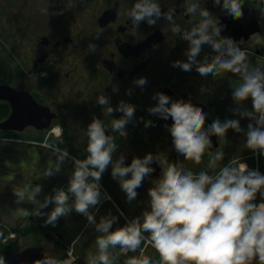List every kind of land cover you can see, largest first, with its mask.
Masks as SVG:
<instances>
[{
    "label": "flooded vegetation",
    "instance_id": "af4514ba",
    "mask_svg": "<svg viewBox=\"0 0 264 264\" xmlns=\"http://www.w3.org/2000/svg\"><path fill=\"white\" fill-rule=\"evenodd\" d=\"M133 3L134 0H0V29L10 31V50L15 58L10 71L1 72L0 86L27 93L38 107L54 114L45 129L29 126L22 134L41 142L42 149L52 160L58 156L57 149L69 152L60 170L46 176L45 196L53 194L55 188L67 187L74 168L72 158L86 156L87 127L94 117L103 120L106 131L114 135L118 145L114 160L123 154L125 163H130L133 157L151 153L172 166L182 165L199 171L207 166L212 152L221 150L226 154L221 165L243 160L249 168L264 173V154L247 148L244 132L232 129L226 138L211 137L213 148L206 150L201 164L176 155L171 137L174 124L148 111L157 103L155 93L164 92L177 105L207 113L205 127L216 118H239L245 132L248 124L256 121L240 117L239 111L252 110V99L249 97L242 104L234 100L233 87L242 82L237 73L221 70L208 81L202 80L196 72L190 77L185 75L173 62L188 60L189 42L171 32L170 22L164 16L159 17L156 24L144 20L134 25L128 16ZM203 6L221 25L223 35L218 42L240 47L253 65L264 68V0H245L244 16L235 21L225 16L224 6L216 5L214 0H203ZM186 7L187 0H161L162 11L171 12L174 22L185 31L200 22L198 14L185 13ZM216 59L206 50L200 61L201 68L213 65ZM141 76L147 78L143 86L135 83ZM103 94L109 97L113 107L121 100L136 106L133 119L125 127L126 136H120L118 130L111 128L112 120L123 113L109 114L107 106L97 103V96ZM12 103L0 99V106L9 110L1 121L11 115ZM14 103L18 104V100ZM31 107H34L32 103L28 108ZM145 120H152L153 124L145 127ZM5 175L0 173V206L14 207L13 202L19 198ZM154 176L148 182L146 178L142 190L138 189V201L131 203L119 181L111 175L109 165L100 183L102 193L106 191L111 199L102 198V203L96 206L98 211L92 209L97 220L111 212L119 217L113 228L125 226L129 220L142 221L150 213L149 197L162 179L159 169ZM30 194L20 202L27 205L31 201ZM260 199L258 194L257 202ZM53 206L49 204L42 211L48 212ZM39 217L42 223L39 234L0 231V255L5 256L7 264H37L38 259L48 255L57 257L62 264H87L89 253L97 251L95 241L100 233L83 214L73 210L61 216L55 225L45 223L46 216ZM19 236L34 241L23 245L19 243ZM110 251L117 257L116 264H142L143 259H159V254L151 247L138 256L120 253L119 246Z\"/></svg>",
    "mask_w": 264,
    "mask_h": 264
},
{
    "label": "clouds",
    "instance_id": "9594fccd",
    "mask_svg": "<svg viewBox=\"0 0 264 264\" xmlns=\"http://www.w3.org/2000/svg\"><path fill=\"white\" fill-rule=\"evenodd\" d=\"M214 3L224 6V15L231 21L244 16L245 0H214ZM185 13L200 17V22L187 31L174 22L171 12L162 11L161 0H134L128 16L134 25L144 20L156 24L161 16L170 22L171 32L190 45L188 60L173 62L185 75L190 77L196 72L208 81L221 70L239 74L242 82L233 87L232 96L240 104L251 97L253 105L252 110L239 111V116L254 118L256 122L249 123L246 132L239 118H216L205 127L207 113L177 105L164 92L154 94L157 103L148 111L174 124L171 137L176 155L182 160L201 164L206 150L213 148L211 137L226 138L229 129L244 132L247 148L264 154V68L253 65L240 47L218 42L223 35L221 25L203 6V0H187ZM206 50L217 59L213 65L201 68L200 61ZM135 83L143 86L147 78L141 76ZM97 103L107 106L109 114L123 113L112 120L111 128L126 136L125 127L133 119L136 106L121 100L113 107L104 94L97 96ZM144 124L149 127L153 121L145 120ZM107 129L98 117L88 124L86 156L72 158L74 168L66 188H55L53 194L39 200L42 185L36 184L29 196L34 204L32 214L46 216L47 224L55 225L61 216L73 210L87 217L89 224L100 233L95 241L97 251L89 253L87 264H116L117 257L110 251L116 246L120 253L132 256L143 254L149 247L159 254L158 260L143 259L142 264H264V173L249 168L243 160L221 165L226 155L221 150L212 152L207 166L199 171L172 166L151 153L133 157L130 163H125L123 154L114 160L118 145ZM3 139L6 142L8 138ZM57 152V161L45 168L42 175L55 174L69 156L67 149H57ZM109 165L111 175L119 181L131 203L138 201L146 178L147 182L152 180L156 169L162 173L161 181L156 183L157 190L149 197L150 213L142 221L129 220L125 226L113 228L119 217L111 212L97 220L96 206L102 203V198L111 199L106 191L102 193L100 183ZM258 194L261 199L257 202ZM25 195L24 191L16 192L19 199ZM49 204H54L50 211H42ZM120 214L124 215L123 210ZM0 264H7L3 255H0ZM37 264H62V261L48 255L38 259Z\"/></svg>",
    "mask_w": 264,
    "mask_h": 264
},
{
    "label": "crops",
    "instance_id": "0c3cea01",
    "mask_svg": "<svg viewBox=\"0 0 264 264\" xmlns=\"http://www.w3.org/2000/svg\"><path fill=\"white\" fill-rule=\"evenodd\" d=\"M3 156L7 157H5L4 167H1V169H9L10 174L13 172V176H5L9 179L15 192L24 191L27 195V193H31L32 187L40 184L42 185V191L38 194V199L43 200L47 183L46 176L42 173L45 168L55 163L57 158L50 159L41 146L31 145L24 140L6 142L0 140V159ZM0 183H2L1 180ZM28 204V208H25V203L14 207H10V205L0 206V218L11 220L18 226L35 223L37 216L32 214L34 204L32 201Z\"/></svg>",
    "mask_w": 264,
    "mask_h": 264
},
{
    "label": "water",
    "instance_id": "95a60500",
    "mask_svg": "<svg viewBox=\"0 0 264 264\" xmlns=\"http://www.w3.org/2000/svg\"><path fill=\"white\" fill-rule=\"evenodd\" d=\"M0 99L13 102L11 115L0 123V130L2 131L23 133L29 126L43 130L48 127L54 117L49 109L38 107L30 95L24 92H16L9 86H0ZM16 99L18 104L14 103ZM31 103L34 107L28 108Z\"/></svg>",
    "mask_w": 264,
    "mask_h": 264
},
{
    "label": "rangeland",
    "instance_id": "374dc122",
    "mask_svg": "<svg viewBox=\"0 0 264 264\" xmlns=\"http://www.w3.org/2000/svg\"><path fill=\"white\" fill-rule=\"evenodd\" d=\"M9 33H10V31H5L4 29H0V42H1L0 64L7 62L10 65L11 62L13 61V58H14L13 54L11 53L12 50H10V34ZM5 157H7V156H3L0 159V173L13 176L14 175L13 172H11L12 174H10L9 169H1V167H4V165L6 163ZM13 205L14 206H20L21 205L20 199L13 202L12 206ZM28 206H29V204H27L25 206V208H28ZM8 225H10V226H8ZM19 226L16 225L15 223H13L11 220H6L4 218H0V228H2V229H5V228L9 229L10 228V229L15 230ZM18 239H19V243H23V245H28L29 243H31V242L33 243V241H34V240H31L29 237L25 238V237L19 236Z\"/></svg>",
    "mask_w": 264,
    "mask_h": 264
},
{
    "label": "trees",
    "instance_id": "16d2710c",
    "mask_svg": "<svg viewBox=\"0 0 264 264\" xmlns=\"http://www.w3.org/2000/svg\"><path fill=\"white\" fill-rule=\"evenodd\" d=\"M2 71H10V65L9 63L5 62L2 63V67H0V76H2L1 72ZM9 110L7 109L6 106L1 105L0 106V120H3L6 116H8ZM0 136H5V137H14V138H26L25 135L19 134V133H13V132H4L0 131ZM42 228V223H34L31 226H29L27 229L20 230L22 235H29V233H33L37 230H41Z\"/></svg>",
    "mask_w": 264,
    "mask_h": 264
}]
</instances>
